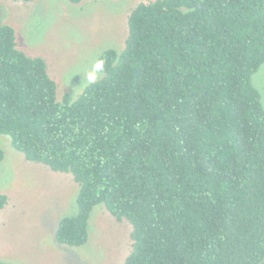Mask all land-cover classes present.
<instances>
[{"label": "trees", "instance_id": "trees-1", "mask_svg": "<svg viewBox=\"0 0 264 264\" xmlns=\"http://www.w3.org/2000/svg\"><path fill=\"white\" fill-rule=\"evenodd\" d=\"M263 64L264 0H154L98 57L100 78L58 100L0 23V136L78 186L57 243L85 244L101 205L132 227L123 264H264Z\"/></svg>", "mask_w": 264, "mask_h": 264}, {"label": "rangeland", "instance_id": "rangeland-1", "mask_svg": "<svg viewBox=\"0 0 264 264\" xmlns=\"http://www.w3.org/2000/svg\"><path fill=\"white\" fill-rule=\"evenodd\" d=\"M154 0H0V23L14 30L16 48L45 61L56 97L76 100L100 75L94 65L107 49L122 50L127 17L140 3ZM264 108V64L251 79ZM0 261L4 264H123L131 250V225L96 206L88 240L79 247L57 243L61 219L78 212V186L70 174L27 161L0 136Z\"/></svg>", "mask_w": 264, "mask_h": 264}]
</instances>
